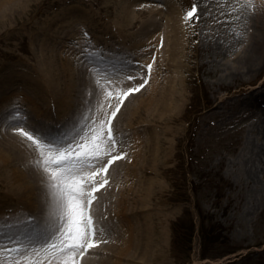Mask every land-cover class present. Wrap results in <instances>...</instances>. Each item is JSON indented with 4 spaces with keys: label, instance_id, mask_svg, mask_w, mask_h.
<instances>
[{
    "label": "rangeland",
    "instance_id": "obj_1",
    "mask_svg": "<svg viewBox=\"0 0 264 264\" xmlns=\"http://www.w3.org/2000/svg\"><path fill=\"white\" fill-rule=\"evenodd\" d=\"M172 1H178L183 23L194 3L200 16L198 21L187 22L188 44L172 57L174 63L170 62L172 58L159 63V55L163 57L160 36L168 31L164 24L169 14L166 0H130L135 8L162 6L163 12H143L142 19L157 22V31L149 27L139 30L142 36L138 39L146 58L133 56V49H129L127 58L117 59L115 65L109 57L111 26L118 28L124 22L117 15L114 0H28L25 7L13 10L10 25L0 26V86L9 72L17 74L14 84L0 94V113L32 110L24 118L17 116V112L13 113L14 118L0 119V148L3 152L5 148L11 150L12 158L20 162L17 168L12 164L0 166V206H3L0 213L9 207L26 211L12 205L16 194L11 190L18 179L14 171H22L26 165L31 166L37 183L43 184L41 187L49 194L50 200L44 199L45 204H40L43 212L49 213L52 205L47 174L37 164L39 149L14 130L44 128L50 107L57 112L63 98L51 89L50 78L61 72L68 74V84L74 85L71 92L74 101L66 104L71 111L67 118L79 124L82 120L101 118L118 101L116 93L132 86L133 81L126 75L113 76L111 67L139 60L141 67L152 63L151 75L143 88L124 99L113 118L114 129L123 134L120 150L126 155L110 166L109 183L98 190V200L93 202L94 215L108 226L111 220L128 213V207L139 205L142 210L135 217L141 218L147 227L144 239L151 233V242L145 241L150 255L142 261L144 264H264V172L258 173V179L253 181L245 179L243 167L248 148L259 139L263 119L253 109L239 107L240 98L238 101L226 98L237 84L227 86V78L220 84L216 82L229 63L226 53L243 46L249 33L255 30L256 19L264 21V0H167V3ZM4 14L0 22L2 17H8ZM57 19H64L65 26ZM85 31L90 34L88 37ZM148 36H156V41L146 40ZM86 44L97 47L85 51ZM171 47L169 43L167 54ZM94 61L111 64V76L107 79H111L110 83L93 79L89 70ZM70 68L76 70L71 72ZM135 74V82L141 83L139 71ZM29 82H36L40 93L32 86L29 89ZM167 97L171 98L170 104L164 103ZM77 108L81 111L78 115L73 112ZM57 118L58 126L63 121L72 122L63 116ZM148 186L150 193L144 197ZM30 203L27 210L32 214L38 206ZM16 215L24 218L14 212L6 223L15 220ZM202 224L207 228L213 226L214 233L220 235L219 241L206 250L205 257L200 243ZM111 231L108 226L99 237L101 243L78 257L80 264H97L96 257L102 258L111 251L108 247L120 245V239L109 240ZM132 233L134 236L135 232ZM182 233L189 238H181ZM155 234L163 238L159 247ZM175 234L179 236L176 240L179 246L173 244ZM130 257L139 261L138 257Z\"/></svg>",
    "mask_w": 264,
    "mask_h": 264
},
{
    "label": "snow or ice",
    "instance_id": "obj_2",
    "mask_svg": "<svg viewBox=\"0 0 264 264\" xmlns=\"http://www.w3.org/2000/svg\"><path fill=\"white\" fill-rule=\"evenodd\" d=\"M249 7L254 9L251 4ZM199 19L194 3L187 10L185 20ZM84 35L90 34L85 31ZM88 47L97 46L86 44L85 51ZM152 67V63L141 67V61L129 60L127 65L113 68V76L124 74L133 83L116 93L118 101L101 118L82 120L79 124L73 122L60 135L41 127L14 129L39 149L37 164L47 174L52 205L45 218L11 207L0 213V264H80L78 257L101 243L99 237L106 233L108 226L94 215L93 202L98 200V190L109 183L110 166L126 155L120 150L123 134L114 129L113 118L124 99L148 83ZM137 71L141 83L135 82ZM14 212L24 218L16 215L15 220L6 224Z\"/></svg>",
    "mask_w": 264,
    "mask_h": 264
},
{
    "label": "bare ground",
    "instance_id": "obj_3",
    "mask_svg": "<svg viewBox=\"0 0 264 264\" xmlns=\"http://www.w3.org/2000/svg\"><path fill=\"white\" fill-rule=\"evenodd\" d=\"M117 5V15L123 19L124 25L119 26L118 28L116 26H111V35H112V44L110 46V59L112 65H115V61L117 59H120L121 57H125L128 53L129 49H133V56L135 57H141V59H145V53L142 51L143 45L141 44L142 41L138 39V37L142 36L139 35V30L142 28L149 27V29L153 31H157V22L156 20H148L147 18L142 19L143 12L147 13H155L158 14L163 7L160 6L157 9L154 6L146 5V6H138V8L133 7V4L130 3V0H114ZM176 2V3H175ZM28 3V0H0V16L4 14V16H8L7 18H3V20L0 22L1 27H5L10 25L11 17L14 9H18L20 7H25ZM167 8L169 9V14L165 17V27L168 28V31H166L163 35L160 36L163 41V48L162 53L163 57L159 55V63L161 64V61H167L170 60L173 56L177 55L179 50L183 49V45L187 47L188 44V37L190 34V31L185 29L187 27V22L182 21L180 18L183 12H181V8L179 6L178 1H172L170 4L167 3ZM258 9V8H256ZM180 11V12H179ZM184 11V10H183ZM9 18V19H8ZM132 18V19H131ZM185 18V17H184ZM60 20V24L64 25V19H57V21ZM67 23L68 21L65 20ZM22 22V21H21ZM212 22V21H211ZM115 24H117L115 22ZM118 25V24H117ZM253 26H255V30L251 33H249V37L244 42L243 46L241 48L236 47L233 52L230 54L226 53L227 60H229V63L226 66V69L222 68V71H224V75L221 79L216 80L217 84H220L223 78H227L229 81L227 86H231L232 82L234 84H237L235 87L236 89L226 96V98L231 99H238L239 100V107H243L245 110V107H247V110H254L256 113L260 115V118L263 119L264 123V21L259 19H256L253 22ZM116 28V29H115ZM120 33V34H119ZM142 32H140L141 34ZM155 40V37L148 36L146 40L152 39ZM132 40L128 44L126 41ZM244 40V39H243ZM156 41V40H155ZM172 44L171 51L169 54H167L168 51V44ZM130 45V46H129ZM73 56V55H70ZM127 58V56L125 57ZM140 59V60H141ZM51 60V59H50ZM226 60V59H225ZM174 63V58L170 60V62ZM52 63V61H50ZM49 62V63H50ZM129 60H127V63ZM68 65H70L69 62H67ZM100 64H104L103 62ZM96 66L91 68L90 73H93V79L99 81L100 83H106L107 79L109 78L108 73H102L100 72L101 67L98 64H95ZM78 68H82L81 66L76 65ZM224 66V64H223ZM115 66L111 67L114 68ZM212 69V68H210ZM73 70H76L75 68H70V71L73 72ZM105 70H109V67H105ZM100 72V74H99ZM17 75L15 73L9 72L7 74L8 79H6L2 85L0 86V94L9 88L10 85L14 84L13 78ZM247 78H245V77ZM69 76L65 72L58 73L50 78V86L51 89L60 94L62 96V103L57 107V112L50 107V113H46V119H48L45 124L44 128L50 129L53 133H56L57 135L63 134L68 130V126L74 122L73 120H69L67 118L68 114H70L71 111L69 106H66V104H72L74 101L73 96L71 95L72 89L74 85L68 84L69 82ZM100 78V79H99ZM111 80V79H110ZM108 80V81H110ZM29 89H34L35 92H39L38 90V84L36 82H29L28 84ZM139 95V94H138ZM64 102V103H63ZM68 102V103H66ZM171 98L167 97L164 99V103L170 104ZM173 102V99H172ZM250 104H256L254 107ZM15 107V106H14ZM7 109L6 107H4ZM18 112V113H17ZM31 113L32 110H27V108H24V110L18 111V110H4L0 113V119L1 120H7L9 118H14L13 113H17V116H20L24 118V115L27 113ZM74 113L80 114V108L74 109ZM61 118L62 116L64 118H67V120L72 121L70 123L63 121L64 123L58 126V123L55 124V119ZM16 122H20L19 119L14 120ZM27 124V122H26ZM66 125V126H64ZM259 139L257 141H254L252 145L248 148V153L246 158H244V171H245V179L249 178L250 180L255 181L258 179V173L262 174L264 172V125L258 132ZM7 141V140H5ZM8 143H13L8 140ZM14 145V144H13ZM7 147V146H6ZM131 148H126V150H130ZM11 150L8 148H5L4 152L2 151V148H0V166L6 167L11 166V164L14 167H19V161L17 158H12ZM43 168V167H42ZM16 176L18 177L17 182L15 184H12L11 190L14 194H16L15 203H12L15 207H20L25 209L26 211L24 213H28L29 211L27 208L29 207L28 203L30 202L36 203L38 206L35 212H32V216L39 217V218H45L48 216V213L43 212L40 204H45L44 199L50 200L48 192L43 189L41 186L43 184L37 183V176L31 171V166L26 165L25 169L22 171L16 170L14 171ZM42 173L46 174L45 170L42 169ZM39 177V176H38ZM140 184L138 187L143 186ZM135 188V187H134ZM41 195H40V194ZM46 193V194H45ZM150 193V186L146 187L143 196L147 197ZM43 196V200H41V197ZM12 200V199H11ZM1 202V201H0ZM141 204V203H136ZM3 208V206H0ZM26 207V208H25ZM139 205L135 206L134 208L132 206L128 207L127 212L124 216L117 217L118 219L116 221L109 222L108 226L112 229V236L109 239L111 242L115 241V239H120L121 243L119 246L111 245L108 247L111 251L108 252L111 255L108 256V253L106 252L105 256L101 258L96 257L98 260L97 264H144L142 261L148 260V256L150 255L147 244V242H151V233L149 232L146 239H144V231L147 227L144 226L143 221L141 218L135 217L138 213ZM168 219V217H166ZM7 224V223H6ZM149 223H145V225L148 226ZM31 225L29 226V229L31 230ZM37 228L40 227L39 225L36 226ZM161 229V228H160ZM5 231H8L7 227L5 228ZM134 236H133V233ZM160 232V231H159ZM133 236V237H132ZM123 237V238H122ZM155 242L156 245L159 247L160 243L163 242V238H160V235L155 234ZM11 247V246H9ZM14 255V254H13ZM138 257L139 261H133L131 260V257Z\"/></svg>",
    "mask_w": 264,
    "mask_h": 264
},
{
    "label": "trees",
    "instance_id": "obj_4",
    "mask_svg": "<svg viewBox=\"0 0 264 264\" xmlns=\"http://www.w3.org/2000/svg\"><path fill=\"white\" fill-rule=\"evenodd\" d=\"M204 221V218H203ZM188 229V228H187ZM214 227L211 226L210 228L205 227L203 224L201 226V238H202V247H203V256H205L206 250H209L210 246H213L216 242L219 241L220 235L216 232L214 233ZM176 231V230H175ZM191 231V229L189 230ZM181 238H189V235H187L186 233H182L181 234ZM178 235H175V240L174 243L177 246L176 240H178Z\"/></svg>",
    "mask_w": 264,
    "mask_h": 264
}]
</instances>
